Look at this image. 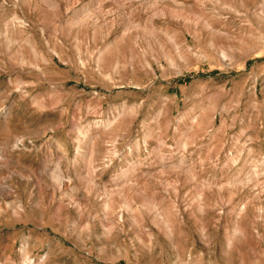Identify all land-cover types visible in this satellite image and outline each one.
<instances>
[{
  "label": "rangeland",
  "instance_id": "374dc122",
  "mask_svg": "<svg viewBox=\"0 0 264 264\" xmlns=\"http://www.w3.org/2000/svg\"><path fill=\"white\" fill-rule=\"evenodd\" d=\"M0 264H264V0H0Z\"/></svg>",
  "mask_w": 264,
  "mask_h": 264
}]
</instances>
